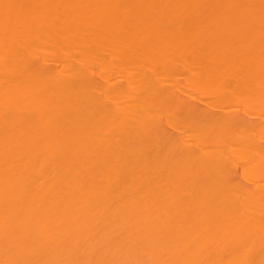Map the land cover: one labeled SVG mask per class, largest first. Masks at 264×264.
Wrapping results in <instances>:
<instances>
[{
	"label": "bare ground",
	"instance_id": "obj_1",
	"mask_svg": "<svg viewBox=\"0 0 264 264\" xmlns=\"http://www.w3.org/2000/svg\"><path fill=\"white\" fill-rule=\"evenodd\" d=\"M0 264H264V0H0Z\"/></svg>",
	"mask_w": 264,
	"mask_h": 264
}]
</instances>
